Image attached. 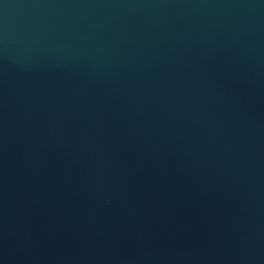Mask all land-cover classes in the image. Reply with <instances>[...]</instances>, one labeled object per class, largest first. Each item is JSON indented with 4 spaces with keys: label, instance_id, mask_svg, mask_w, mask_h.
Returning a JSON list of instances; mask_svg holds the SVG:
<instances>
[{
    "label": "water",
    "instance_id": "obj_1",
    "mask_svg": "<svg viewBox=\"0 0 264 264\" xmlns=\"http://www.w3.org/2000/svg\"><path fill=\"white\" fill-rule=\"evenodd\" d=\"M0 264H264V0H0Z\"/></svg>",
    "mask_w": 264,
    "mask_h": 264
}]
</instances>
